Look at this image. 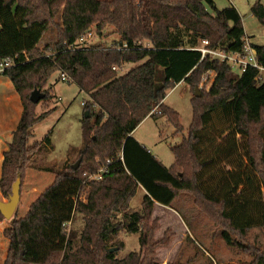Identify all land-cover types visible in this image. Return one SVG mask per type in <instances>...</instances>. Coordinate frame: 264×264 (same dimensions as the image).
Masks as SVG:
<instances>
[{
    "label": "trees",
    "instance_id": "obj_1",
    "mask_svg": "<svg viewBox=\"0 0 264 264\" xmlns=\"http://www.w3.org/2000/svg\"><path fill=\"white\" fill-rule=\"evenodd\" d=\"M251 13L264 29V6L256 2ZM50 27L56 39L41 48ZM92 27L97 35L114 28L117 43L74 49ZM244 35L237 10H218L212 0H0V61L15 59V65L0 75L10 82L22 106L3 153V198L8 200L18 178L21 192L33 157L52 149V131L43 142L29 145L32 129L55 111L37 116L38 104L30 95L40 90L45 95L42 103L53 99L47 84L55 73L76 82L79 71L87 68L83 61L109 57L108 62L120 68L133 55L150 56V81L136 95L138 106L146 110L141 120L164 117L175 133L182 132L178 113L164 104L167 92L180 82L189 86L193 114L187 136L171 148L172 165L165 167L132 137L141 120L127 100L126 118L100 110L94 99L85 101L83 113L89 118L83 115L79 168L68 164L55 171L53 182L26 214L13 215L3 230L8 240L3 264H157L155 249L168 246L172 237L154 240L159 227L152 218L155 204L175 210L187 227L186 212L197 211L220 230L228 248L250 250L239 239L253 229H264V81H256L254 69L235 74L227 64L201 60L195 50L206 40L211 48L239 52ZM123 44L127 48L118 51ZM252 46L264 67V46ZM207 72L214 73L213 82L208 91L199 90ZM102 167L106 173L101 180L87 181ZM86 186V202H81ZM138 191L143 192L141 207L132 211ZM181 196L192 206L184 207V201V206L175 207ZM78 215L84 227L76 247L68 225ZM121 231L138 235L139 252L117 259L109 242ZM113 246L122 249L121 244ZM250 254L249 264H264L259 249Z\"/></svg>",
    "mask_w": 264,
    "mask_h": 264
},
{
    "label": "rangeland",
    "instance_id": "obj_2",
    "mask_svg": "<svg viewBox=\"0 0 264 264\" xmlns=\"http://www.w3.org/2000/svg\"><path fill=\"white\" fill-rule=\"evenodd\" d=\"M212 1L218 10L233 6L242 19L244 34L249 37L251 44L264 46V29L251 13L252 6L256 2H260L264 6V0ZM208 10L210 11V8ZM56 21L60 22V17H57ZM90 30L93 32V37L86 43V48L114 46L119 39L112 27H107L102 35H97L94 27ZM55 39L56 31L54 27H50L44 34L40 47L54 42ZM142 45L148 47L147 43ZM112 54L117 55L116 52ZM113 55L111 57H114ZM109 59L108 57L81 62L87 68L79 71L76 82L67 83L59 80V73H55L49 78L47 85L52 88L53 99L46 103L40 101L35 109V114L39 116L46 111H52V109L55 111L32 129L29 145L43 142L49 131H52V149L33 157L31 167L25 174L19 204L14 216L23 217L26 214L30 204L53 182L55 171L68 164L74 165L80 159L84 115L82 102L94 99L100 110L126 118L127 111L124 108V102L127 100L140 120L146 113V110L138 106L139 100L136 95L150 81V56L133 55L129 57L121 71L117 72L112 70L115 63L108 62ZM211 82L208 79L207 83L202 87L200 84L198 89L204 88L208 91ZM191 98L192 94L187 83L180 82L167 92L164 99V104L178 113L182 132L175 133L174 127L164 117L157 120L145 118L134 129V136L139 138L165 167H170L173 163L171 148L179 145L182 139L187 136L193 115ZM87 181H90L89 178ZM87 194L86 186L80 193L79 201L86 202ZM142 197L143 192L138 191L130 204L132 211L140 210ZM7 201L4 199V202ZM184 201V196H181L174 206H184L185 203L187 206L184 207L186 208L192 206ZM186 214L190 227H187L183 221L182 224L175 216L173 219L168 210L160 211V209L153 208L152 218H156L159 225L154 233V240L160 241L164 236L172 237L168 246H160L155 249L153 258L156 259L157 264L173 262L181 264H249L253 260V256L250 254L253 249L257 248L264 253V229H253L245 239H239L250 250L232 249L224 244L220 230L208 218L197 211L186 212ZM11 220L6 223L9 224ZM83 227L84 223L80 215L75 218L72 224L68 225V232L74 235L76 247L79 246ZM186 235L191 239L185 240ZM109 244L111 245L110 249H115L114 253L117 259H123L131 252H139L138 235L128 234L125 231L114 235ZM116 244H121L122 249L118 250L117 246H113Z\"/></svg>",
    "mask_w": 264,
    "mask_h": 264
},
{
    "label": "built area",
    "instance_id": "obj_3",
    "mask_svg": "<svg viewBox=\"0 0 264 264\" xmlns=\"http://www.w3.org/2000/svg\"><path fill=\"white\" fill-rule=\"evenodd\" d=\"M93 37V32L88 30L74 43V49H85L86 43ZM127 45L123 44L122 47H118L117 50L121 51L122 49H126ZM201 54V60L204 58H208L209 60H216L220 63L227 64L231 71L235 74H242L248 69H254L257 71L256 81L261 83L264 81V67L260 65L256 58V52L249 40V37L244 35L243 38V46L241 51L234 53H227L220 48H211L209 46L208 41H201L199 46L195 48ZM15 65L14 58H7L0 61V74H2L6 69L13 67ZM114 72L121 71L119 67H112ZM61 81L69 82L70 79L64 75H61ZM211 80L213 82L214 73L207 72V74L203 77L201 87L203 84H206L207 81ZM211 82V84H212ZM210 84V86H211ZM209 86V87H210ZM84 107L85 102L81 103ZM109 164V161L107 162ZM106 173V168H101L97 173L93 176H89V180H101L103 174Z\"/></svg>",
    "mask_w": 264,
    "mask_h": 264
},
{
    "label": "crops",
    "instance_id": "obj_4",
    "mask_svg": "<svg viewBox=\"0 0 264 264\" xmlns=\"http://www.w3.org/2000/svg\"><path fill=\"white\" fill-rule=\"evenodd\" d=\"M126 63L127 62H123L120 68L122 69L126 65ZM62 75L68 77L65 73H63ZM70 81L72 82V80ZM21 113H22V106L18 95L13 90L10 82L6 78L0 75V172H1V165L3 160V153L8 148V145L12 138V134L20 119ZM146 118L150 119L148 116ZM131 135L139 144L145 147V144L139 138L134 136L135 135L134 130L131 132ZM149 153L152 156H154L159 162H161L150 151ZM4 199L5 198H3L0 191V200L4 201ZM154 209L155 210L160 209V211L168 210L169 212H171L173 219L175 216V218L179 219L180 222L183 224L182 219L173 209L162 206L160 204H155ZM6 222L8 221H6L5 219L0 221V264H3L8 248V240L3 236V230L8 226Z\"/></svg>",
    "mask_w": 264,
    "mask_h": 264
},
{
    "label": "water",
    "instance_id": "obj_5",
    "mask_svg": "<svg viewBox=\"0 0 264 264\" xmlns=\"http://www.w3.org/2000/svg\"><path fill=\"white\" fill-rule=\"evenodd\" d=\"M45 95L40 92V90H34L30 95V101L34 104H38L41 100H43ZM85 118H89V113H85ZM84 152V150L82 151ZM81 160L79 159L74 165H72L73 170H77L80 166ZM20 200V179L18 178L16 182L12 185L11 194L8 198L7 202L0 200V214L3 219L9 221L12 219L16 208L19 204ZM115 249H110V252H113Z\"/></svg>",
    "mask_w": 264,
    "mask_h": 264
}]
</instances>
